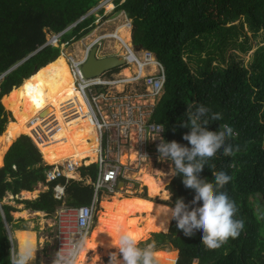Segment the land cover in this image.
Wrapping results in <instances>:
<instances>
[{"label":"trees","instance_id":"obj_1","mask_svg":"<svg viewBox=\"0 0 264 264\" xmlns=\"http://www.w3.org/2000/svg\"><path fill=\"white\" fill-rule=\"evenodd\" d=\"M102 1L0 0V77L22 63L0 83V138L11 117L3 98L58 60L62 44L87 36L97 20L88 15ZM115 4L116 11L125 12L132 21L134 46L152 52L165 68V94L153 115L165 128L164 140L190 146L183 140L190 129L180 123L187 120V104L202 103L223 114L221 121L206 127L216 131L220 124H229L237 133L229 143L240 146L233 157L217 153L200 177L211 182L212 172L219 170L232 176L225 190L237 202V218L245 221L244 230L221 248L210 250L200 242L199 233L186 237L173 220L168 234L154 235L156 251H161L156 252L157 260L172 264L180 252L178 264H264V221L254 214L255 206L264 204V45L255 51L248 66L227 56L230 49L248 53V31L254 36L262 33L264 39V0H115ZM74 25L61 37L60 47L48 45L49 34L61 35ZM50 168L28 136L18 138L6 154L5 166L0 168V264H9L11 244L6 224L16 227L12 214L18 210L4 203L9 195L16 199L44 184L49 191L38 199L15 201L53 215L63 204L55 199L54 188L64 184L68 207L92 205L93 185L86 180L66 183L65 178L48 184L46 171ZM80 172L95 182L99 171L92 164ZM170 190L174 202L182 197L190 203L195 195L180 176L175 177ZM22 233H16L18 242Z\"/></svg>","mask_w":264,"mask_h":264},{"label":"built area","instance_id":"obj_2","mask_svg":"<svg viewBox=\"0 0 264 264\" xmlns=\"http://www.w3.org/2000/svg\"><path fill=\"white\" fill-rule=\"evenodd\" d=\"M128 27L132 28V22L129 23ZM117 33L108 35L106 38H114ZM103 40L102 37L98 38L87 49L82 60L69 59L76 89L82 94L87 106V115L91 117L98 132L99 148L94 164L98 166L99 172L95 182L89 178H83L82 175L79 178L80 181L86 180V183L89 180L90 184L94 186L95 200L91 206L81 208L64 206L59 212L57 211L53 225L57 251L62 246L67 248L75 237L82 235L87 238L95 224L99 196L102 194L115 195L120 191L122 184H127L125 182L130 181L125 171V157L135 154L137 158L140 145L141 147L147 144L155 146L161 142V138L165 139V128L160 131L163 125L153 120L155 108L165 94L167 78L164 66L152 52L144 51L139 58L134 50V45V48L132 45L131 47L124 45L128 52V56L124 58L126 64L137 67V73L134 77L115 75L117 73L112 71L101 77L89 79L85 76L82 68L92 49L99 46ZM58 44H60V40L59 37H56L54 42L48 45L57 47ZM138 87H143L153 101L146 108L147 111L144 107L138 109V103H132L133 100L131 99L138 97ZM129 88H132L129 90L130 95L128 93ZM46 112L44 111L43 115ZM81 113L82 110L76 103H70L67 111H65V119L72 122V119L79 117ZM52 118L45 124L50 134L53 133L55 127H58L55 117L52 116ZM35 123L32 121L30 125ZM39 132L36 130L34 132L39 141L29 136L38 148L40 143H43ZM88 160L89 158L83 160L81 166H78L76 161L71 160L56 166H50L46 163L51 167L46 171L47 183H53L61 178H65L66 183L76 179L78 181V178H73L70 174L76 173L82 167L92 165L87 164ZM65 191L66 185H57L54 188L55 199L63 202L66 199Z\"/></svg>","mask_w":264,"mask_h":264},{"label":"bare ground","instance_id":"obj_3","mask_svg":"<svg viewBox=\"0 0 264 264\" xmlns=\"http://www.w3.org/2000/svg\"><path fill=\"white\" fill-rule=\"evenodd\" d=\"M118 36L131 47L130 31L119 29ZM2 102L7 110L12 112L14 122L11 126V136L0 138V168L4 166V156L16 138L26 134L39 141L35 130L40 131L43 139L39 148L48 165L56 166L71 160L81 166V162L88 158L90 160L87 164L96 162L99 148L98 132L91 117L87 115V106L82 94L76 89L66 53L26 80L21 87L14 88ZM70 103H76L82 110L81 115L73 118L72 122L65 119V111ZM44 111H47L45 115ZM52 116L55 117L58 127L50 134L45 124ZM32 121L36 123L30 125ZM70 175L78 178L75 173ZM141 175H144L142 182L149 188L150 196L153 198L161 196L165 184L159 185L158 181L145 170ZM38 194L39 191H35L28 195L30 198H36ZM164 206L165 204L150 199L125 196L120 192L104 198L97 226L92 236L86 240V250L82 253L79 264H100L102 257L117 251L114 245L121 231L131 233L139 242L145 241L151 233L169 232L172 220L167 223L165 215L161 213ZM24 241H28V238L26 237ZM91 252L98 255L90 259Z\"/></svg>","mask_w":264,"mask_h":264},{"label":"clouds","instance_id":"obj_4","mask_svg":"<svg viewBox=\"0 0 264 264\" xmlns=\"http://www.w3.org/2000/svg\"><path fill=\"white\" fill-rule=\"evenodd\" d=\"M185 116L187 120H182L180 126L190 129L183 135V140L190 146L161 138L157 150L160 160L169 161L170 174L180 176L183 185L194 190L195 195L190 203H186L182 197L177 198L174 206L165 205L161 213L165 215L167 223L170 220L176 221L177 229L184 236L192 237L199 233L200 242L207 249L215 250L230 238L236 239L244 230L245 221L237 218V202L225 190L232 176L224 170L214 171L212 181L209 182L208 179H201L200 173L217 153L233 157L240 151V146L229 143L237 135L229 124H220L216 131L206 127L213 121H221V112L213 111L202 103H193L187 104ZM162 129L163 126L160 131ZM254 214L258 221H264V204H257ZM114 246L117 251L109 254L108 264H157L155 241L141 244L131 233L121 231ZM38 248L31 241L14 242L9 264H32ZM85 250L86 237H75L67 248L62 246L55 253L52 264H79Z\"/></svg>","mask_w":264,"mask_h":264},{"label":"rangeland","instance_id":"obj_5","mask_svg":"<svg viewBox=\"0 0 264 264\" xmlns=\"http://www.w3.org/2000/svg\"><path fill=\"white\" fill-rule=\"evenodd\" d=\"M91 15H94L97 19L95 21V27L91 30V32L87 36L83 37L80 40H74L73 39L69 43L62 44V46H61L62 53L67 54L68 63H69V59L71 57L74 59H77V60H80V59L82 60L87 49L98 38H101V37L104 38V40L98 46L100 57L103 58V57H109V56H118L120 58H126L128 56V52L125 49L124 45H127V44H125V42L119 38L118 33H117L119 31V29L124 28L127 31H130L131 36H132V28H128L129 23L132 21L128 18L126 13L116 11L115 0H103L99 4V6L94 8L89 13L88 16H91ZM74 27H76V25L69 28L64 33H62L61 35L63 36V34L71 31ZM115 33H117V35L114 36V38L113 37H107L106 38V36L111 35V34H115ZM248 36L250 38V42L248 43V47H250V50L248 51V53H242L240 50H237V49H230V51L227 54L228 58L229 57H235L237 59V61H242L246 66L251 64L255 51L259 47L264 45V39H263L262 33L257 35V36H254L253 33L248 31ZM56 37H59V40L61 39L60 35L49 34L47 37L48 38V44H51V42H54ZM130 39H131L130 44L133 47L134 44L132 43L133 42L132 37H130ZM240 42H243V39H240ZM57 47H60V44H58ZM134 50H135V48H134ZM124 53H125V56H124ZM136 53H137V56L139 58H141L144 51H140V52L136 51ZM119 69H120V71L116 72L117 74H115V75L126 76L128 78H132L137 73V67L133 66V65H127L126 64V66L121 67ZM193 69H195V67H193ZM3 79L4 78L0 77V83L2 82ZM131 89L132 88L128 89L129 95H130L129 90H131ZM131 100H133V102L132 101L131 102L134 104L138 103V109H142V107H144L146 109L150 105V103L153 102L151 100V97L147 94L146 90L143 87H138V97L132 98ZM7 111L11 112L10 110H7ZM146 111H147V109H146ZM13 122H14V117H13V114L11 112L9 124L7 125V131L2 137L9 138L11 136V126L13 125ZM22 136H27V135L24 134ZM20 137H18V138H20ZM18 138H16L14 140V142ZM138 139H139V137H138ZM157 146L158 145L151 146L150 144H147V145H143L141 147V145H140L138 148V150H140V151L138 152L137 158H136L135 154H133L132 156H129V157H127V156L125 157L126 158L124 160L125 171L127 173V177L129 178L128 180H130V181L129 182L126 181L125 183H127V184H122L120 186L121 190L119 192L124 194L125 196H130V197L137 196L140 198L153 200L154 202H157V203H162L165 205L174 206V204H173L174 199H173V194L170 190V186H171V183L173 182V180L175 179L176 176L174 177L170 174V163H169V161L159 159V153L157 150ZM128 158H130V159L128 160ZM66 162H68V161H66ZM66 162H62V164L66 163ZM92 164H94V162ZM45 165L48 166L46 163H45ZM80 170L81 169H79L76 172V174H81ZM144 170H145V172L147 171V173L150 174L152 177H154L155 180L158 181L159 185L165 184L164 185V191H162L161 196L159 195V197L157 196L154 198L150 196L149 188L147 186H145L144 183L142 182V178L144 175H141V174L143 173ZM159 172H160V174H159ZM163 179H165V180H163ZM162 182H165V183H162ZM40 185L42 187V189L40 191L41 193L49 191V189H47L48 187L44 188L45 187V186H43L44 184L43 185L39 184L38 187H40ZM165 194H167V195L165 196ZM107 197H109V196H106V198ZM20 198L22 200H30V199H26L24 196H21ZM33 198H35V197H33ZM13 199H14V197H12L10 195L5 199L4 203H6L8 205L16 206L19 209L24 208L23 205L19 206L15 202H13ZM65 200L63 201V203L65 202ZM62 208L63 207L61 205L59 207L58 212ZM58 212H56L55 215H49V216L37 215V214H34L32 212L30 217H26L27 219H24L27 221V223H21L18 226L17 229H23L24 227H28L30 230V232L28 231L30 233L29 236H28L27 232L26 233L24 232L22 234V242L27 237L28 241H31L34 245L37 246L36 238L39 240V243H38L39 248L36 252V259L34 262H32V264H52L53 258H52V260H48V259L51 256L53 257V255L55 254V247L57 249V244L55 243V241L53 239V237L55 236V232H54V230H52L53 226H51V221H53V219L55 220V217H56ZM100 212H102L101 206L98 207L94 226L98 222ZM24 215L26 216L27 214L24 213ZM14 218L16 220L19 219L17 216H14ZM20 220H22V219H20ZM172 222H173V220H172ZM10 231H11V233H10ZM16 231H19V230H16L15 228L12 229L10 227L7 228V232H8L9 237L11 239L12 238L15 239L16 243H19L18 240L16 239ZM169 231H170V229H169ZM31 232H33V233H31ZM161 233H163V232L151 233L149 235V238H147L145 241H141L140 243L144 244V243H148L150 240L154 241V235L155 234H161ZM168 233L169 232L164 233V234H168ZM10 241H12V240H10ZM173 249L174 248H172L171 250H173ZM165 251L167 253L171 252L169 249H166ZM107 257L109 258V256H107ZM158 262H157V264H162L161 262H159V263ZM106 264H108V263H106Z\"/></svg>","mask_w":264,"mask_h":264},{"label":"crops","instance_id":"obj_6","mask_svg":"<svg viewBox=\"0 0 264 264\" xmlns=\"http://www.w3.org/2000/svg\"><path fill=\"white\" fill-rule=\"evenodd\" d=\"M132 37V36H131ZM76 174V173H75ZM77 176H78V181H80L79 180V178H80V176H81V174H76ZM87 183L88 184H90V181L88 180L87 181ZM43 185V184H42ZM43 186H45L44 188H46L47 186L46 185H43ZM41 189H42V187H41V185H40V187H38V188H36V190L35 191H39V194H38V196L36 197V198H30V196H28V194H32L33 192H28V191H24V192H22L21 193V195L20 196H17L16 197V199L17 200H20V201H22V199L20 198L21 196H24L26 199H30V201H34V200H36V199H38L40 196H41V194H43V193H45V192H40L41 191ZM47 189H49V187L47 188ZM121 190V189H120ZM34 191V192H35ZM118 193V192H117ZM25 194V195H24ZM10 196V195H9ZM12 196V195H11ZM106 196H113V195H108V194H102V195H100L99 196V203H98V206L100 207L101 206V203H102V201H103V199L104 198H106ZM12 197H14V196H12ZM15 199V197H14V199H13V202H15L16 204H17V202L15 201L16 200ZM94 200H95V197H94ZM94 202V201H93ZM93 204V203H92ZM17 205H19V206H24V208H17L16 206H14V207H16L17 208V212H14L12 215H13V218H14V216H17L19 219L18 220H16L15 218H14V220H15V225H16V227H14V226H10L9 224H6V228H8V227H10V228H15L16 230H19L20 232H27L28 233V236L30 235V230H29V228L28 227H24L23 229H17L18 228V226L21 224V223H27V221L26 220H24V219H27L26 217H30L31 216V214H32V212L34 213V214H37V215H44V216H49V214H47V213H45V212H39V211H33V210H31V209H27V207H26V205H24V204H17ZM11 206H13V205H11ZM64 206H67L68 207V205H66V200H65V202L62 204V207H64ZM59 210V207H58V209H57V211ZM56 211V212H57ZM24 213H26L27 215L25 216L24 215ZM53 215H55V214H53ZM20 219H22V220H20ZM98 223V222H97ZM97 223H96V225L93 227V229H92V232H91V234L86 238V240L88 239V238H90L91 236H92V234H93V232H94V230H95V228H96V226H97ZM54 225V219H53V221H51V226H53ZM10 230V229H9ZM52 230H55L53 227H52ZM19 231H16V233L17 232H19ZM29 231V232H28ZM10 233H11V231H10ZM22 233V234H23ZM31 233H33V232H31ZM9 236V235H8ZM13 237V236H12ZM22 237V236H21ZM10 238V237H9ZM53 239H54V241H55V236L53 237ZM12 240L13 241H10V244H11V249L13 248V246H14V243L13 242H15V239H13L12 238ZM21 242H22V238H21ZM38 243H39V240L36 238V244H37V246H38ZM55 243H56V241H55ZM162 251H164V250H162ZM57 252V249H56V247H55V253ZM156 252H161V251H156ZM55 255V254H54ZM54 255H53V257L51 256L48 260H52V258H54ZM98 255V253H96V252H91L90 254H89V258L90 259H93V258H95L96 256ZM108 260H109V258L106 256V257H102L101 258V260H100V264H106V263H108ZM158 262V261H157ZM174 262H177V260L176 261H173V263Z\"/></svg>","mask_w":264,"mask_h":264},{"label":"water","instance_id":"obj_7","mask_svg":"<svg viewBox=\"0 0 264 264\" xmlns=\"http://www.w3.org/2000/svg\"><path fill=\"white\" fill-rule=\"evenodd\" d=\"M134 47H135V50L138 52L143 51L142 47H140V46L139 47L134 46ZM30 57H32V56H30ZM29 58H27V59H29ZM21 64L14 67L12 70H10L8 73L3 75L1 78H5L10 72L15 70ZM124 66H126V60L124 58H120L118 56H109V57H103V58L100 57L99 56V47L96 46L91 51L90 56H89L87 62L84 64L82 70H83V72L87 78L92 79V78L101 77L106 73L112 72V71L117 70V69L124 67ZM11 147L9 148V150L11 149ZM9 150L7 151V153L9 152ZM6 154L4 156V166H5Z\"/></svg>","mask_w":264,"mask_h":264}]
</instances>
